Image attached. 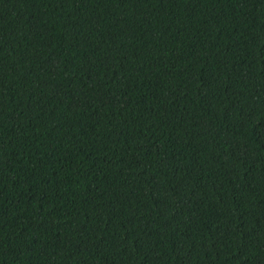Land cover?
<instances>
[{
	"label": "trees",
	"instance_id": "16d2710c",
	"mask_svg": "<svg viewBox=\"0 0 264 264\" xmlns=\"http://www.w3.org/2000/svg\"><path fill=\"white\" fill-rule=\"evenodd\" d=\"M0 264H264V0H0Z\"/></svg>",
	"mask_w": 264,
	"mask_h": 264
}]
</instances>
